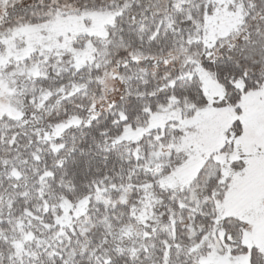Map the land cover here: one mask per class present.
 Returning <instances> with one entry per match:
<instances>
[{"label": "snow or ice", "instance_id": "1", "mask_svg": "<svg viewBox=\"0 0 264 264\" xmlns=\"http://www.w3.org/2000/svg\"><path fill=\"white\" fill-rule=\"evenodd\" d=\"M0 264H264V0H0Z\"/></svg>", "mask_w": 264, "mask_h": 264}]
</instances>
